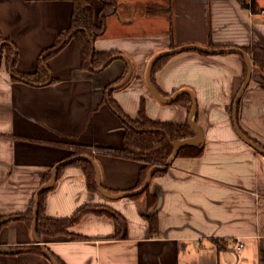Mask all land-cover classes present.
Here are the masks:
<instances>
[{
  "label": "crops",
  "instance_id": "obj_1",
  "mask_svg": "<svg viewBox=\"0 0 264 264\" xmlns=\"http://www.w3.org/2000/svg\"><path fill=\"white\" fill-rule=\"evenodd\" d=\"M91 1L95 11L101 8L99 0ZM117 5L93 41L96 51L120 54L105 68H81L74 39L47 59L51 77L45 84L12 80L1 59L0 216L26 211L42 176L77 150L96 162L105 190L135 187L145 160L122 153V116L103 98L126 64L129 74L111 87L122 113L137 119L144 99L150 119L183 123L189 116L183 106L162 103L148 90L146 64L155 53L173 48L172 41L175 47L264 46V10L252 14L236 0H118ZM72 10V0H0V34L15 49L16 70H37L41 53L69 27ZM247 54L251 73L237 122L264 149V75ZM246 64L235 52L185 50L170 54L155 73L166 96L186 88L192 92L194 121L203 136L199 156H175L165 172L151 178L148 194L155 203L160 198L156 211L155 203L147 204V193L111 199L88 190L82 169L66 166L46 195V215L66 218L83 205H101L120 215L124 234L114 236L115 222L90 212L70 227L89 239L57 236L36 242L31 227L11 219L0 229V248L15 251L0 252V264H52L43 248L58 264H264V156L239 138L232 120ZM154 213L158 230L151 234L146 217ZM29 245L42 253L31 252Z\"/></svg>",
  "mask_w": 264,
  "mask_h": 264
},
{
  "label": "trees",
  "instance_id": "obj_2",
  "mask_svg": "<svg viewBox=\"0 0 264 264\" xmlns=\"http://www.w3.org/2000/svg\"><path fill=\"white\" fill-rule=\"evenodd\" d=\"M117 1L118 0H99L101 8L95 11V8L91 0H72V13L70 18V25L68 28L61 30L55 35V42L53 45L48 47L44 52L41 53V56L38 61L37 70L32 73H22L15 69L16 64V53L15 49L11 44V41L7 38H3L0 34V61L3 58L5 65L8 70L11 72L12 80H20L29 84H45L51 77L49 69L46 68V61L49 57L57 54L62 47L67 43V41L74 39L78 52L80 53V67L89 71L99 70L105 68L109 63L120 56L117 51H96L93 47V41L100 36L106 27L107 18L114 14L117 10ZM239 2L242 8H248L252 14H260L264 7L259 6L257 0H236ZM172 37V34H170ZM173 40V37H172ZM171 47H175L174 41L171 42ZM208 47L216 48L220 45H214L212 42H208ZM244 50L250 54L252 63L257 67V69L264 75V46L251 45L246 46ZM195 51V50H192ZM199 54L207 55V53L196 51ZM170 58L169 56H163L155 61L153 65V70L151 74V80L154 83L157 91L163 95L164 94L156 84L155 73L161 69L166 61ZM128 71L126 64L125 70L120 78L112 81L105 88L104 101L113 108V110L122 116V123L124 125L125 131L123 134V144L122 153L129 155L138 159H144L145 164L139 170L138 181L134 188L129 190H134L139 188L145 178L146 173L151 166L154 164H163L167 161L168 157L172 153L173 146L172 142H177L181 139L194 136V130L188 125L187 121L183 123L178 122H160L150 119L146 112H144V99H141L140 106L138 110V118L133 119L128 115L122 113L117 102L112 98V92L114 88L111 87L119 83L125 76ZM247 66H244L243 74L246 76ZM174 104H179L183 106L188 114L190 113V108L192 105V99L187 94H180L178 97L173 100ZM203 147L197 145H185L181 147L176 157H191L199 156L202 153ZM84 151H75L74 154L81 155ZM66 166H76L82 169L84 176L87 179V188L91 192H97L96 187V175L93 164L86 159H74L67 162L65 165H62L57 170V176L60 177L62 171ZM167 168L156 171L155 173L162 174L166 171ZM41 184L46 183L50 179V173L47 172L42 176ZM50 188H46L41 191L38 201V212L36 219V234L38 238L47 237H57V236H66L75 240L89 239L86 236L76 234L70 230V227L77 224L80 218L86 213H96V214H106L115 222V235L120 237L122 231L121 223L108 212L99 209L101 205H83L81 208L77 209L73 214L67 216L66 218H56L48 217L46 215L45 200L46 195L48 194ZM113 192V191H110ZM149 189L146 186L142 193L131 195L132 198H137L143 193H147L148 202L150 207H153L156 201L154 195L148 194ZM35 196V195H34ZM34 196L32 197L28 209L24 212L17 213L15 215H6L0 216V220H4L0 229L5 223L11 219L14 220H23L25 224L29 227L32 226L33 220V205H34ZM119 215V214H118ZM10 217L6 219L7 217ZM13 216V217H11ZM120 216V215H119ZM121 218V217H120ZM122 219V218H121ZM146 219L149 222V229L151 234H156L158 230V219H156V213L148 215ZM216 243V248L221 247L219 241L214 240ZM27 248L34 253H42L41 249L37 245H29Z\"/></svg>",
  "mask_w": 264,
  "mask_h": 264
},
{
  "label": "water",
  "instance_id": "obj_3",
  "mask_svg": "<svg viewBox=\"0 0 264 264\" xmlns=\"http://www.w3.org/2000/svg\"><path fill=\"white\" fill-rule=\"evenodd\" d=\"M185 50H195V51H201L207 54H211V55H216V54H220V53H231V52H235L238 53L240 55H242L245 59V63L247 66V73L245 76V81L243 82V84L241 85V87L239 88V90L237 91V95L233 101V105H232V109H233V115H232V120H233V125L235 126V131L237 133V135L239 136V138L241 140H243L246 144H248L249 146H251L255 151H257L260 155L264 156V149L261 148L260 146H258L253 140H251L250 138L248 139L245 134L242 132V130L240 129L238 122H237V113H238V104H239V100L242 96V92L244 91L245 87L248 84V80H249V75L251 73V63H250V59L248 57V54L246 53V51L243 48H238V47H216V48H210L207 47L205 45H198V44H193V43H187L185 45H180V46H176L167 50H163V51H159L157 53H155L147 62L146 64V70H145V81L147 83L148 86V90L150 92V94L155 97V99H158L160 102L165 103V104H171V102H173V100H175L178 95L180 94H187L191 97L192 99V105L190 108V113L187 119L188 125L194 130L195 135L192 137H188L185 139H181L177 142H172V146H173V150L172 153L170 154V156L168 157L167 161L163 164H154L153 166H151L149 168V170L147 171V175L146 178L143 182V184L139 187L136 188L135 190H128V191H123V192H113L110 193L108 190H105L104 187L101 184V180H100V175L98 173V167L96 162L87 154H81V155H76L73 157H69L61 162L56 163L50 170V179L46 182V183H42L35 191V196H34V205H33V220H32V226H31V232H32V236L33 239H35L36 242H40V239L38 238L35 228H36V219H37V212H38V201H39V195L41 193L42 190L46 189V188H50L55 181L57 180L58 176H57V170L60 166L65 165L67 162H69L70 160H74V159H86L89 160L93 166H94V170H95V175H96V187H97V191H99L101 194H103L104 196L108 197V198H121V197H128L131 195H135V194H140L143 192L144 188L146 186L149 185V182L151 180V178L154 176L155 172L161 169H165L167 167H169L171 165V163L173 162V160L175 159V156L177 155L178 150L188 144L191 145H199L200 143H202L203 141V136H202V132L199 129L198 126H196L194 118L196 116L197 113V102L195 99V96L192 94V92L189 89H180V90H176L173 93H171V95L169 96H163L161 95L156 87L154 86L153 81L151 80V74H152V70H153V65L155 64V61L163 56H169L170 54H175V53H180V52H185ZM130 71V70H129ZM128 73L125 75V77H127ZM125 77L121 80V82L124 81ZM155 207L152 211H156V209L159 208L160 206V198L157 200V202L155 203ZM102 210L108 212L109 214H111L112 216H114L122 225V234H124L125 232V222L120 218V216L115 212L112 211L106 207H102ZM10 217H7L6 219H8ZM4 220H0V225ZM14 249H3L0 248V252L2 253H7V252H14ZM43 252L44 254H46V256L50 259L52 264H58V262L56 261V259L49 254L44 248H43Z\"/></svg>",
  "mask_w": 264,
  "mask_h": 264
},
{
  "label": "rangeland",
  "instance_id": "obj_4",
  "mask_svg": "<svg viewBox=\"0 0 264 264\" xmlns=\"http://www.w3.org/2000/svg\"><path fill=\"white\" fill-rule=\"evenodd\" d=\"M259 3V6H264V0H257Z\"/></svg>",
  "mask_w": 264,
  "mask_h": 264
},
{
  "label": "built area",
  "instance_id": "obj_5",
  "mask_svg": "<svg viewBox=\"0 0 264 264\" xmlns=\"http://www.w3.org/2000/svg\"><path fill=\"white\" fill-rule=\"evenodd\" d=\"M263 16H264V11L262 12ZM239 245V244H238Z\"/></svg>",
  "mask_w": 264,
  "mask_h": 264
}]
</instances>
